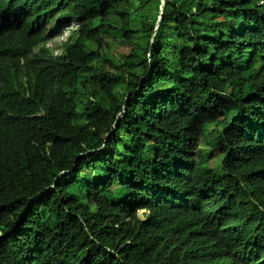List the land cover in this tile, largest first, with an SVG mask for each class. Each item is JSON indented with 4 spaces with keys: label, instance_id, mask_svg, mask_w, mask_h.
<instances>
[{
    "label": "trees",
    "instance_id": "1",
    "mask_svg": "<svg viewBox=\"0 0 264 264\" xmlns=\"http://www.w3.org/2000/svg\"><path fill=\"white\" fill-rule=\"evenodd\" d=\"M0 264H264V0H0Z\"/></svg>",
    "mask_w": 264,
    "mask_h": 264
},
{
    "label": "rangeland",
    "instance_id": "2",
    "mask_svg": "<svg viewBox=\"0 0 264 264\" xmlns=\"http://www.w3.org/2000/svg\"><path fill=\"white\" fill-rule=\"evenodd\" d=\"M74 29V28H73ZM72 28L70 27H64L63 29L60 26H58V30H56L55 34L52 37V41L50 42V47L55 50V53L57 55H61L62 51L59 49L67 40V38L70 36V33L72 32ZM130 46H124V45H119L114 49V54L119 55V54H129L131 51ZM215 164V163H214ZM140 216L143 218V213H140Z\"/></svg>",
    "mask_w": 264,
    "mask_h": 264
},
{
    "label": "clouds",
    "instance_id": "3",
    "mask_svg": "<svg viewBox=\"0 0 264 264\" xmlns=\"http://www.w3.org/2000/svg\"><path fill=\"white\" fill-rule=\"evenodd\" d=\"M51 41H52V39H51ZM51 41H50V42H51ZM50 42L47 44V47L53 50V48L50 47V45H49ZM66 42H67V40H66ZM66 42H65V43H66ZM59 49L63 52V50H62L61 48H59ZM53 52H54V54H55L56 56H59V55H57V54L55 53V50H53Z\"/></svg>",
    "mask_w": 264,
    "mask_h": 264
}]
</instances>
